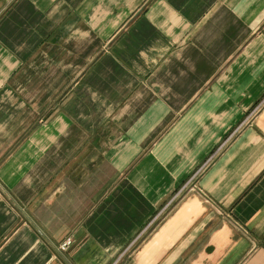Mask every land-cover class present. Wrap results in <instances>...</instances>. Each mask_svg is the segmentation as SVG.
<instances>
[{
    "label": "crops",
    "instance_id": "obj_1",
    "mask_svg": "<svg viewBox=\"0 0 264 264\" xmlns=\"http://www.w3.org/2000/svg\"><path fill=\"white\" fill-rule=\"evenodd\" d=\"M0 264H264V0H0Z\"/></svg>",
    "mask_w": 264,
    "mask_h": 264
},
{
    "label": "built area",
    "instance_id": "obj_2",
    "mask_svg": "<svg viewBox=\"0 0 264 264\" xmlns=\"http://www.w3.org/2000/svg\"><path fill=\"white\" fill-rule=\"evenodd\" d=\"M70 244H71V240L68 239V240L63 244V246H61V250H62V251L65 250V248H66L67 246H69Z\"/></svg>",
    "mask_w": 264,
    "mask_h": 264
},
{
    "label": "rangeland",
    "instance_id": "obj_3",
    "mask_svg": "<svg viewBox=\"0 0 264 264\" xmlns=\"http://www.w3.org/2000/svg\"><path fill=\"white\" fill-rule=\"evenodd\" d=\"M171 202H172V201H171ZM156 221H157V220H156ZM67 240H68V239H67ZM67 240H66V241H67ZM70 240H71V239H70ZM66 241H65V242H66ZM65 242H64V243H65ZM64 243H63V244H64ZM63 244H62L61 246H63ZM71 244H72V240H71ZM71 244H70L69 246H67V247L65 248V250H63V251L61 250V246H60V247H59L60 251H62V252L66 251V250L71 246Z\"/></svg>",
    "mask_w": 264,
    "mask_h": 264
}]
</instances>
